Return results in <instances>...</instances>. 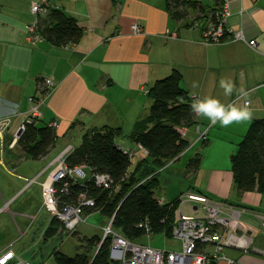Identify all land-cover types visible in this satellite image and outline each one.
Returning a JSON list of instances; mask_svg holds the SVG:
<instances>
[{"label": "crops", "instance_id": "1", "mask_svg": "<svg viewBox=\"0 0 264 264\" xmlns=\"http://www.w3.org/2000/svg\"><path fill=\"white\" fill-rule=\"evenodd\" d=\"M36 1L0 0V208L9 203V212H5L23 224L25 231L18 228L21 235L25 232L24 237L35 228L38 217L43 216L38 224L41 239H32L34 244L31 243V249L39 248L33 250V260L44 251L41 244L48 240L46 231L54 216L44 214V199L37 207L15 205L29 190V184L51 169L41 183L43 193L54 169L51 163L68 146L75 148L72 140L83 139L89 129L103 126L121 129L119 146L138 150L131 135L136 124L150 114L153 99L149 90L157 80L177 70L190 95H211L224 103L243 104L245 98H238L236 93L231 97L223 95L219 87L222 77L230 78L237 89L249 93L246 99L253 113L249 121L221 127L210 126L206 118H198L201 129L207 133L206 146L199 140L196 125L186 128L190 146L180 160L190 153L189 161L199 152L204 156L197 171L185 170L192 184L186 185L181 195L184 192L205 195L240 210L251 250L225 248V256L236 264H264V194L258 190L239 191L231 168V157L238 151L251 123L264 119V0L230 3L233 10L230 24L242 29L248 40H255L257 50L245 42L232 41L229 36L218 44L205 43L204 28L223 0H201L200 8L187 10L186 20L173 17L167 9V0H50V6L77 20L83 38L66 47L47 40L32 45L27 41V27L37 20L31 11ZM135 23L144 28L142 33L133 31ZM169 33H176L177 38L167 39ZM46 78L55 81V88L41 108L39 124L57 122L59 138L52 152L36 161V168H41L35 178L29 179L25 163L33 159L11 143L29 114L30 98L43 95ZM194 82L198 87H193ZM1 218L0 254H3L12 250L20 237L16 228L12 232L7 218ZM14 260L13 263L18 261Z\"/></svg>", "mask_w": 264, "mask_h": 264}, {"label": "trees", "instance_id": "2", "mask_svg": "<svg viewBox=\"0 0 264 264\" xmlns=\"http://www.w3.org/2000/svg\"><path fill=\"white\" fill-rule=\"evenodd\" d=\"M201 0H167V9L177 20H186L187 10L200 8ZM47 16L39 17L43 40L59 47L76 44L83 38V29L77 20L60 9L50 6ZM182 74L175 70L155 82L149 90L153 99L149 116L136 124L131 138L148 150L134 163L128 152L118 144L120 130L109 126L87 130L81 144L67 157L74 167L85 164L95 172L105 173L112 180V188L104 189L93 179L71 182L69 195L62 200L75 203L80 194L86 192L95 200V205L85 206L84 213L99 211L113 220V230L133 241L146 235L164 233L172 236L177 223L180 196L173 202L162 203L156 196L160 188V175L174 162L181 159L190 146L182 128L199 124L190 109L192 96L182 86ZM40 117L27 126L18 140L22 153L34 160L47 156L55 148L56 129L51 125H40ZM206 137L199 139L206 146ZM196 155V154H195ZM202 153L190 159L187 170L195 172L202 163ZM234 182L239 191L258 190L264 194V119L254 120L239 143L238 151L231 157ZM140 225H143L142 227ZM63 223L53 217L46 231V238L64 231ZM110 236L94 235L85 239V250L74 257L55 254L59 264H111ZM215 264V263H214Z\"/></svg>", "mask_w": 264, "mask_h": 264}, {"label": "built area", "instance_id": "3", "mask_svg": "<svg viewBox=\"0 0 264 264\" xmlns=\"http://www.w3.org/2000/svg\"><path fill=\"white\" fill-rule=\"evenodd\" d=\"M232 0H223L221 5L212 13L208 25L204 28L203 37L205 43L218 44L229 36L232 41H241L248 44L252 49L257 50L258 44L255 40H248L246 33L242 29H235L230 24ZM50 10V0H38L32 3L31 11L36 16V21L27 27V41L32 45H37L43 41L40 33L39 17L47 16ZM243 9L240 10L243 13ZM135 33H142L143 29L138 23L133 24ZM168 38H177L176 33L167 34ZM45 90L40 97H31L32 103L29 114L20 125L16 136L12 141V146H16L18 140L25 133L27 126L32 124L41 116V108L55 88V81L50 78L44 80ZM192 99L193 96L191 95ZM199 97V96H196ZM58 127L57 122L50 124ZM199 139L206 137V132L201 129V124H197ZM0 132H2L0 130ZM183 135L187 133L186 128L180 130ZM73 146H68L51 163L54 166L53 172L47 183L43 186V197L45 209L54 217L58 218L68 231H75L78 225L85 220L83 218L84 207L94 206L95 200L90 198L86 192L80 194L75 203H66L62 200L64 195H69L71 182H83L86 179H93L98 186L104 189L112 188V180L105 173L95 172L85 164L70 166L67 157L74 151ZM131 159L136 156L141 157V153L148 154V150L141 144L138 150L126 149ZM180 204L192 205L194 209H199V205L204 212L202 216H190L182 213L179 207V217L177 223L172 228V236L181 241L180 251L159 250L145 245L136 244L125 238L112 228L113 220L104 228L103 240L111 237V264L113 260H120L123 264H214L224 260L227 264H236V261L225 256V248L237 249L248 252L251 250V239L248 228L241 221V211L235 209L224 202L214 201L209 197L197 193L187 192L180 196ZM164 198L160 199L162 203ZM9 203L0 208V215L8 211ZM262 225L264 226V217ZM141 227L143 225H140ZM256 250V249H254ZM3 255V256H2ZM0 255V264H6L16 258L12 250ZM12 264H31L18 260Z\"/></svg>", "mask_w": 264, "mask_h": 264}, {"label": "rangeland", "instance_id": "4", "mask_svg": "<svg viewBox=\"0 0 264 264\" xmlns=\"http://www.w3.org/2000/svg\"><path fill=\"white\" fill-rule=\"evenodd\" d=\"M72 143L75 146L74 149H76L81 144V139H79V137L75 138L72 140ZM140 155H142V153ZM54 156H52L51 159ZM189 156H192V153L188 154L187 156H184V158L179 162L171 164V166L167 167L159 177L160 188L156 190V196L160 198L163 197L164 199H166L165 200L166 203L175 201L179 196H181V193L183 192V188L186 185L192 184L191 180L188 179V177L185 175L186 174L185 170H187L186 168L188 167L187 164L189 162L188 160ZM137 158L138 156H136L133 159L134 163H136ZM36 161L37 160L33 159V160H28V162L25 163V166L27 167L30 173L29 179L35 178L41 168V167H38V169L36 168L38 165ZM14 170L15 169H12L11 172H14ZM50 170L51 169H49V172ZM87 172L89 171L87 170ZM47 173L41 177L40 176L37 177V179H35V182L31 184H29V182L27 181V184H29L30 188L28 191H26V193H24L20 197V199L16 202L15 205L24 204L30 207L39 206L40 201L44 199V197L42 196L43 193L41 190V183L46 177ZM184 193L186 194L187 192ZM15 205L12 207V211H14ZM180 205L181 207L180 206L179 207L181 208L182 213L185 215L202 216L204 213L200 205H199V209L196 210L192 205L185 204L183 202ZM179 207L177 210V217H179V212H180ZM43 208H44V214H47L49 217H52L51 214L45 209V207ZM8 212H4L1 215L2 218L1 217L0 218L1 219H3V217L7 218L8 216L6 215H9L11 218L10 219L7 218L8 222L6 223L11 226L12 232H13V227L14 229L16 228L17 230L16 235L17 237H20L18 243L15 244V246L12 248V251L16 256V258L14 259L20 260L18 258H21L25 260V262H29L28 260H30L32 264H59L55 256V254L57 253L59 255L64 254L70 257H74L78 252L80 253L85 250L83 245H85L86 238H91L94 235L104 236V231H105L104 228L108 226L111 221V219L108 216L103 215L99 211L92 213L85 212L83 214V218H85V220L78 225V227L76 228L77 230L68 231L66 228L64 231H62V233L46 240L45 244L44 243L41 244V250H44L41 252L43 253H40L37 256V258L33 260V256L35 254L33 250L36 251V249L38 250L39 248L35 247V249H31V243L34 244L32 239L35 238H37L38 240L41 239V233H40L41 231H38L39 228L38 224L42 222L43 216L38 217V223L35 224V228H33L29 232V234H27L24 237L25 232L24 234L21 235L19 231V228H21L22 231H25L23 224L17 221L15 216L13 219L11 216L12 214ZM34 212L36 214L37 210ZM116 232L119 233L121 231L116 230ZM26 240L27 242L25 243ZM133 242H135L136 244L145 245L155 249L168 250V251H180L182 247L180 240L176 239L173 236H167L164 233L146 235L139 239L133 240ZM14 259L10 260L6 264H12L13 261H15ZM112 264H123V262L120 260L112 259Z\"/></svg>", "mask_w": 264, "mask_h": 264}, {"label": "clouds", "instance_id": "5", "mask_svg": "<svg viewBox=\"0 0 264 264\" xmlns=\"http://www.w3.org/2000/svg\"><path fill=\"white\" fill-rule=\"evenodd\" d=\"M193 87H198V84L194 82ZM219 87L223 90L225 97H231L236 93L238 98H245L244 103L240 104L236 101L224 103L211 95L193 96L190 104L191 112L197 117L206 118L210 122V126L219 124L221 127H228L234 123L251 120L253 113L250 101L246 99L249 93L244 89H237L230 78L222 77L219 80Z\"/></svg>", "mask_w": 264, "mask_h": 264}]
</instances>
